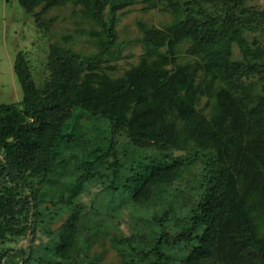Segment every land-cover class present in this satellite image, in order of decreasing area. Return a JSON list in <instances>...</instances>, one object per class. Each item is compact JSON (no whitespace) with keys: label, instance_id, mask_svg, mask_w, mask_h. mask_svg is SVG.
<instances>
[{"label":"rangeland","instance_id":"obj_1","mask_svg":"<svg viewBox=\"0 0 264 264\" xmlns=\"http://www.w3.org/2000/svg\"><path fill=\"white\" fill-rule=\"evenodd\" d=\"M189 23L207 42L174 40ZM71 55L79 58L66 98L107 111L127 130L117 137L120 172L112 156L90 167L75 149L46 147L18 167L0 149V225L10 228L0 264H151L156 256L141 252L163 230L175 235L192 223L210 161L228 175L215 207L216 256L200 264H264V252L241 239L245 225L264 248V122L250 119L264 116V0H0V106L32 121L14 67L50 96L59 57ZM128 74L130 87L108 103ZM78 122L105 142L108 122L88 114ZM192 252L176 246L166 264H189Z\"/></svg>","mask_w":264,"mask_h":264},{"label":"trees","instance_id":"obj_2","mask_svg":"<svg viewBox=\"0 0 264 264\" xmlns=\"http://www.w3.org/2000/svg\"><path fill=\"white\" fill-rule=\"evenodd\" d=\"M240 2L241 0H234ZM234 10L238 6H234ZM194 36L201 42H207L206 36L201 32L196 23L182 24L178 26V31L174 40L182 41L187 37ZM79 57L77 55L61 56L60 76L53 85V92L50 96H40L31 81L30 74L21 66H15L14 72L21 79L26 88V98L24 104L25 114L32 118V121H26L15 106H0V149H3L9 159L15 166L21 167L34 163L45 151L54 154L58 151L75 149L86 157L85 162L90 167L101 163L106 158L113 157V172H120L121 163L117 156V137L119 134L127 133V130L107 111L98 110L94 106H85L78 101H70L66 98L65 80L70 73L74 62ZM212 65L217 67L213 62ZM237 73L243 74L248 70L243 64H233L231 66ZM230 69V66L227 67ZM131 74H128L122 87L113 92L109 98H112L127 91L130 87ZM63 111L60 119L51 120L55 111ZM88 114L93 119L108 122L109 128L101 132L104 137L103 144L93 140L79 132V116ZM250 119L254 124L260 125L264 122L263 114L252 113ZM100 132L99 129L95 128ZM235 154L232 153L229 168L234 165ZM210 176L206 182V190L203 198L198 203L197 209L192 217V223L186 230H182L175 235L162 231L156 244L147 252H141L144 256L155 255L156 260L151 264H166L170 259V252L180 245L192 247V255L189 264H200L203 260L214 259L217 250V241L219 233L218 213L216 206L223 200V189L227 183L228 172L223 178L216 168L213 161ZM163 165V164H162ZM228 168V171H229ZM157 175H162V169L157 166ZM147 174L144 175L146 177ZM7 212L0 210V218ZM206 227L204 233L197 243L199 232ZM10 228L0 225V238H3ZM242 243L253 251L264 252V248L259 246L252 233L243 225L241 228Z\"/></svg>","mask_w":264,"mask_h":264}]
</instances>
